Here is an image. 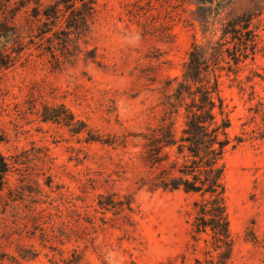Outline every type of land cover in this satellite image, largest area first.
Instances as JSON below:
<instances>
[{
	"label": "rangeland",
	"instance_id": "obj_1",
	"mask_svg": "<svg viewBox=\"0 0 264 264\" xmlns=\"http://www.w3.org/2000/svg\"><path fill=\"white\" fill-rule=\"evenodd\" d=\"M53 1L0 0V152L27 150L33 165L16 184L42 189L2 191L0 264H64L73 251L82 264H159L186 249L193 196L141 185L137 134L154 123L161 86L180 77L192 45L206 55L223 43L232 54L236 39L223 30L241 17L257 35L255 55L238 65L237 79L226 65L219 72L229 133L242 138L221 160L229 264H264V141L253 137L262 117L249 111L264 103V0H92L89 31L70 61L47 51L60 20L33 17ZM42 103L64 104L111 145L86 144L82 135L40 122ZM110 197L130 198L133 222L98 208ZM32 248L39 251L34 261L20 259Z\"/></svg>",
	"mask_w": 264,
	"mask_h": 264
},
{
	"label": "trees",
	"instance_id": "obj_2",
	"mask_svg": "<svg viewBox=\"0 0 264 264\" xmlns=\"http://www.w3.org/2000/svg\"><path fill=\"white\" fill-rule=\"evenodd\" d=\"M93 13L92 0H54L41 11L34 12L33 17L40 16L46 21L51 18L60 20L58 30L46 37L47 51L55 61L59 58L70 61L78 56L81 52L79 39L88 33ZM238 21L229 25L230 30H223V34L229 33L230 38L236 39L232 54L223 50V43L212 46L206 55L192 45L180 77L166 79L161 86L160 109L154 123L146 124L144 130L137 134L140 138V160L146 172V176L140 179L141 185L150 190H180L193 196L186 249L174 259L159 264H229L232 239L221 160L226 151L239 144L242 138L229 133L230 120L219 90V72L226 65L237 79L238 65L246 59L253 60L257 44V35L249 27V19L241 17ZM233 25L236 28L231 29ZM48 31L49 24L43 21L40 33L45 36ZM88 53L89 56L85 57L93 59V52ZM249 111L261 115L262 127L254 132L253 137L264 141V103L258 102V108H249ZM37 113L40 122L57 124L71 134L82 135L81 140L86 144L112 143L94 136L88 125L75 119L64 104L42 103ZM26 151L20 150L8 156L0 152V197L3 190L17 189L23 195L25 191L41 193V187L32 191L16 184L17 181L23 182L20 181L21 172L33 165L34 159ZM11 176L18 178L11 182ZM35 182L39 186L38 181ZM44 185L51 189L50 175L46 176ZM27 186H30L28 182ZM98 197L102 198V195ZM97 206L103 211L119 212L133 222L129 197L121 201L111 197L106 202L99 200ZM40 208L35 214L42 215L43 209ZM31 251L26 256L19 254L20 259L34 261L39 251L34 248ZM80 254L73 251L61 261L64 264H82ZM99 264L110 263L102 261Z\"/></svg>",
	"mask_w": 264,
	"mask_h": 264
}]
</instances>
